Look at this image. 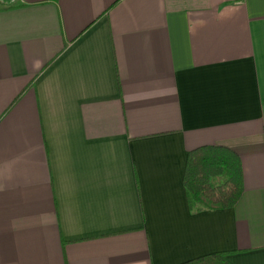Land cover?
<instances>
[{"label":"crops","instance_id":"1","mask_svg":"<svg viewBox=\"0 0 264 264\" xmlns=\"http://www.w3.org/2000/svg\"><path fill=\"white\" fill-rule=\"evenodd\" d=\"M240 159L189 211V152ZM264 264V0H0V264Z\"/></svg>","mask_w":264,"mask_h":264},{"label":"trees","instance_id":"2","mask_svg":"<svg viewBox=\"0 0 264 264\" xmlns=\"http://www.w3.org/2000/svg\"><path fill=\"white\" fill-rule=\"evenodd\" d=\"M183 187L192 214L234 208L244 192L239 157L221 146H206L189 152ZM187 264L229 263L224 255L216 254Z\"/></svg>","mask_w":264,"mask_h":264}]
</instances>
